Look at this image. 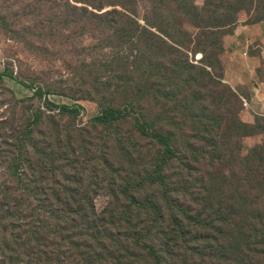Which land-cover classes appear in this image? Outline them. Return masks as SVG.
Here are the masks:
<instances>
[{
    "label": "rangeland",
    "instance_id": "rangeland-1",
    "mask_svg": "<svg viewBox=\"0 0 264 264\" xmlns=\"http://www.w3.org/2000/svg\"><path fill=\"white\" fill-rule=\"evenodd\" d=\"M262 85L264 0H0V264H88L89 228L52 234L26 161L13 168V136L27 147L34 120L38 136L49 121L72 126L89 159L92 140L107 138L117 179L138 182L172 155L165 188L225 221L217 237L203 223L199 255L187 242L166 264H264ZM125 233L91 231L115 258L136 241Z\"/></svg>",
    "mask_w": 264,
    "mask_h": 264
},
{
    "label": "trees",
    "instance_id": "trees-1",
    "mask_svg": "<svg viewBox=\"0 0 264 264\" xmlns=\"http://www.w3.org/2000/svg\"><path fill=\"white\" fill-rule=\"evenodd\" d=\"M62 109V114L67 113V108ZM67 117L72 118V116ZM37 118L39 116L34 115V119ZM97 118V125L104 122L103 115ZM53 122L54 124H50L49 121L44 133L38 136L33 134L32 127L37 123L34 120L31 127L25 130L30 141L27 140V147L26 144L19 142L18 136H13L17 143L14 147L13 168L17 172L23 165L22 162L26 161V172L28 176L31 175L28 180L38 186L42 199L48 207L46 214L41 212L38 215L46 224H49V220H53V231L51 223L46 226L47 230L53 232L52 234L65 236L68 233L71 236L74 231L78 233L83 227L89 228L90 234H88L91 235L92 241L86 245L87 251L84 252L88 264L95 262L99 264L104 261L107 254L110 257L108 256L106 262L109 261L110 264L114 260L115 263L117 261L118 264H122L132 257L138 258L143 264H166L168 256L175 255L177 247L187 242L196 248V254L199 255L200 250L196 241L202 239L200 235L203 231V223L209 227L206 229L207 236H210L212 231L214 236H222L223 229L216 223L218 221L223 223L225 219L216 216L215 220H204L201 211H196L192 205L174 198L173 192L165 188V169L171 161V154L162 158L155 157L153 165L151 164L155 167L153 174L146 170L141 172L143 177L138 182H132L134 178L131 177L127 180L117 179L116 174L108 169L110 159L107 149L110 142L107 138L98 136L92 140L91 154L93 152L97 155L89 159L85 147L89 141L83 137L81 142H74L76 138L72 126H69L68 130L66 129L68 125ZM86 135H89L87 139L91 142L93 135L89 133ZM72 143H75V146L71 145ZM28 148L29 152L26 151ZM100 154H102V164L97 162ZM150 186L154 187L150 189ZM104 193L109 196V204L98 213L94 200ZM137 193L142 194L143 201L139 199ZM160 194L162 200L158 198ZM170 200L175 202L170 203ZM75 217L79 220L74 219ZM110 228L136 237L134 244L132 242L127 244V248L124 249V252H127L125 255L118 251L119 256L115 258L112 253L113 248L111 251H104L108 246L99 242V236L95 238L91 234V231L110 230ZM194 233L199 236L193 235ZM201 252L205 253L203 249ZM206 258L209 256L207 255ZM213 259L217 260L215 255Z\"/></svg>",
    "mask_w": 264,
    "mask_h": 264
},
{
    "label": "crops",
    "instance_id": "crops-1",
    "mask_svg": "<svg viewBox=\"0 0 264 264\" xmlns=\"http://www.w3.org/2000/svg\"><path fill=\"white\" fill-rule=\"evenodd\" d=\"M232 44V43H231ZM235 44H239V43H235ZM235 55V54H234ZM263 85L262 86H259V88L257 89V88H255V90H254V93H255V97H254V99H260V97L262 96V92L264 93V91H263Z\"/></svg>",
    "mask_w": 264,
    "mask_h": 264
}]
</instances>
